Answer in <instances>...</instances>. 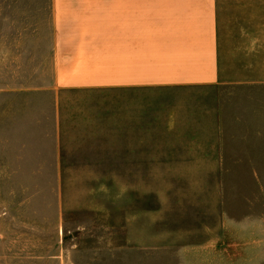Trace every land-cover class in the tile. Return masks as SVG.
<instances>
[{
    "label": "rangeland",
    "instance_id": "1",
    "mask_svg": "<svg viewBox=\"0 0 264 264\" xmlns=\"http://www.w3.org/2000/svg\"><path fill=\"white\" fill-rule=\"evenodd\" d=\"M51 13L0 0V264H264V107L227 84L56 91ZM247 13L219 10L224 59Z\"/></svg>",
    "mask_w": 264,
    "mask_h": 264
},
{
    "label": "crops",
    "instance_id": "2",
    "mask_svg": "<svg viewBox=\"0 0 264 264\" xmlns=\"http://www.w3.org/2000/svg\"><path fill=\"white\" fill-rule=\"evenodd\" d=\"M225 4L248 12L241 55L226 59L219 44ZM51 11L56 91L181 95L227 84L241 87L244 113L264 107V0H51ZM224 103L217 133L226 128ZM177 116L168 115L167 125ZM250 116L244 121L261 123Z\"/></svg>",
    "mask_w": 264,
    "mask_h": 264
}]
</instances>
